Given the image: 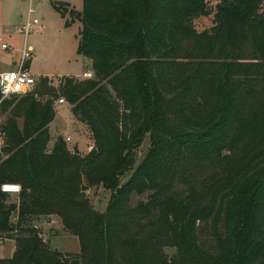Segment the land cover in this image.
Listing matches in <instances>:
<instances>
[{
  "label": "trees",
  "instance_id": "obj_1",
  "mask_svg": "<svg viewBox=\"0 0 264 264\" xmlns=\"http://www.w3.org/2000/svg\"><path fill=\"white\" fill-rule=\"evenodd\" d=\"M82 5L53 8L79 23L89 76H62L60 94L38 79L37 96L6 106L0 185L20 193L6 204L0 192V235L14 242L0 264H264V0H222L201 33L204 0ZM59 99L90 135L85 155L61 136L50 146ZM99 185L104 212L86 196ZM34 217L57 218L79 252L52 248Z\"/></svg>",
  "mask_w": 264,
  "mask_h": 264
},
{
  "label": "rangeland",
  "instance_id": "obj_2",
  "mask_svg": "<svg viewBox=\"0 0 264 264\" xmlns=\"http://www.w3.org/2000/svg\"><path fill=\"white\" fill-rule=\"evenodd\" d=\"M221 2L222 0H204L208 14L192 19V26L197 33L209 31L215 26L214 14L216 7ZM54 5H68L78 12L83 7L82 0H0V40L9 47L8 50H2L0 46V71L11 70L13 63L19 62L24 46L31 47V58L25 64V68L32 76H38L40 80H52L54 92L60 94V76L82 79L87 65L86 61L76 54L77 43L74 36L77 33V26H66L65 18L54 10ZM29 10H31V14L28 13ZM28 19L30 21L36 19L38 25L25 39L23 35L17 33V30L26 24ZM38 90L39 88H36V93L34 90L31 94L37 96ZM17 99L19 97L9 98L1 103L0 124L5 123L8 115L7 104ZM54 108L56 115L49 126L50 146L52 147L56 138L61 136L70 152L76 148L82 155L87 154L92 149L93 143L85 126L72 120L70 107L65 101L62 104L55 101ZM65 138L70 140L65 141ZM149 146V140L145 138L136 153L133 169L121 178V184L131 177L134 168L146 156ZM110 195L111 192L101 185L89 186L86 191L91 206L98 212L105 211ZM7 196L6 204L17 202L18 195ZM146 196L147 194L133 195L130 205L134 206L137 202L144 200ZM50 220L48 221L45 217H34L27 222L36 226L46 241L49 238L52 239L50 242L52 248L63 253L79 252L77 238L64 234L60 223H49ZM13 251L14 242L7 235H0V260L10 258ZM165 253L170 257L174 255L175 251L167 248Z\"/></svg>",
  "mask_w": 264,
  "mask_h": 264
},
{
  "label": "built area",
  "instance_id": "obj_3",
  "mask_svg": "<svg viewBox=\"0 0 264 264\" xmlns=\"http://www.w3.org/2000/svg\"><path fill=\"white\" fill-rule=\"evenodd\" d=\"M28 13L31 14V10ZM37 25L38 21L36 19L32 21L28 19L26 24L17 30V33L23 35L26 39L27 35ZM0 43L2 50L9 49L8 45L2 42V40H0ZM31 51V48L24 46L19 62L15 63L11 70L0 71V106L6 99L19 97L34 90L38 77L32 76L28 69L25 68V64L31 58ZM88 76L89 74L84 72V78ZM57 102L62 104L64 100L59 99ZM69 140V138H65V141ZM5 146L6 138L0 124V157H3ZM0 192L7 195H18L20 193V186L17 184H2L0 185Z\"/></svg>",
  "mask_w": 264,
  "mask_h": 264
},
{
  "label": "crops",
  "instance_id": "obj_4",
  "mask_svg": "<svg viewBox=\"0 0 264 264\" xmlns=\"http://www.w3.org/2000/svg\"><path fill=\"white\" fill-rule=\"evenodd\" d=\"M67 7H68V9L69 10H74L75 12H78V11H76L73 7H71V6H68L67 5ZM81 12V11H80ZM65 18V22H66V20H68V16H66V17H64ZM70 20V19H69ZM72 25H76L77 26V32H78V30H79V23L77 22V21H74V22H72L71 24H70V26H72ZM76 35H77V33L75 34V36H74V38H75V41H76V43H77V38H76ZM76 46H77V44H76ZM29 48H31V47H29ZM80 57V56H79ZM81 59H83L82 57H80ZM15 63H13V65H14ZM38 77V76H37ZM48 77H53V76H48ZM60 77H62V76H60ZM77 78V77H76ZM49 221V220H48ZM47 221V222H48ZM51 222H49V223H60L59 222V220L57 219V218H55V217H53V218H51V220H50ZM47 225H49V224H47ZM61 225V224H60ZM51 240L52 239H48V242H49V244H51L50 242H51Z\"/></svg>",
  "mask_w": 264,
  "mask_h": 264
}]
</instances>
